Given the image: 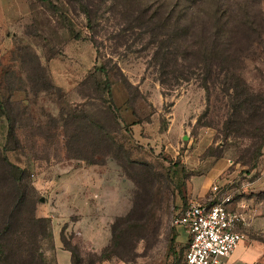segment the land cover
<instances>
[{"label":"rangeland","instance_id":"obj_1","mask_svg":"<svg viewBox=\"0 0 264 264\" xmlns=\"http://www.w3.org/2000/svg\"><path fill=\"white\" fill-rule=\"evenodd\" d=\"M141 1L0 0V264H54L62 240L78 264H183L171 220L214 185L264 213V25L235 65L233 114L232 89L159 81L150 34L129 27ZM188 20L186 38L208 42L210 22Z\"/></svg>","mask_w":264,"mask_h":264},{"label":"trees","instance_id":"obj_2","mask_svg":"<svg viewBox=\"0 0 264 264\" xmlns=\"http://www.w3.org/2000/svg\"><path fill=\"white\" fill-rule=\"evenodd\" d=\"M46 1L50 3V0ZM188 1L162 2L154 0L150 3L141 1L138 5L136 4V7L130 9V13L134 14L132 16L134 19L129 23V27L136 26L150 34L151 39L147 44L153 46H151V63L156 67V73L162 84L166 80L174 84L194 80L206 90L210 84L213 86L220 84L223 87V92L227 89L235 91V97H231L228 106L230 112L239 114L238 108L243 102L236 95L241 80L234 72L235 65L241 57L249 54L250 46L258 40L264 25L262 13L259 9L258 12L255 10L254 4H252L255 0H240L238 4L231 3L235 0H192L191 5L188 4ZM84 13L88 25L92 26V19L88 15V11L85 10ZM189 15L199 18L201 23L210 22L212 31L208 42H203L202 39L191 41L186 38L185 35L190 27L188 24ZM97 73L103 74L105 79L103 82L95 79V87L102 86L109 92L108 71L101 67L95 68L89 78H95ZM6 78V90L25 92V89L19 87L21 76L16 73H7ZM11 81L15 83V87L9 86ZM254 108L260 109L259 106ZM259 115L260 113H258ZM0 116H4L8 120L4 114L0 113ZM251 121L252 116L245 114L239 125H249L251 129L259 131L262 129ZM12 126L11 124L9 127V133L13 132ZM262 142H264V138H262ZM214 202H217V199L206 204ZM62 241V248L69 251L72 264H78L74 251L66 245L64 240ZM106 259L109 258L101 257V261ZM40 263H43L42 259ZM54 264H57L56 258Z\"/></svg>","mask_w":264,"mask_h":264},{"label":"built area","instance_id":"obj_3","mask_svg":"<svg viewBox=\"0 0 264 264\" xmlns=\"http://www.w3.org/2000/svg\"><path fill=\"white\" fill-rule=\"evenodd\" d=\"M216 196L219 189L212 187ZM232 196L219 195L212 204L190 203L172 218L174 227L183 228L189 235L183 264H221L245 238L241 231L246 219L241 211L232 209Z\"/></svg>","mask_w":264,"mask_h":264},{"label":"crops","instance_id":"obj_4","mask_svg":"<svg viewBox=\"0 0 264 264\" xmlns=\"http://www.w3.org/2000/svg\"><path fill=\"white\" fill-rule=\"evenodd\" d=\"M217 176L218 173L214 175V178ZM243 192L245 191H239L234 197L232 195L230 207L241 211L245 216L246 225L241 228L245 238L238 243L236 248L226 258L222 260L221 264H264V213H262L263 211L258 208L255 197L245 196L242 194ZM212 195V198H216L218 200L213 192ZM176 228L179 229V234L182 232L185 235L184 240L188 243V233L181 227ZM56 261L57 264H72L69 252L64 250L61 246L57 247ZM99 264L128 263L113 259H106L101 261Z\"/></svg>","mask_w":264,"mask_h":264}]
</instances>
